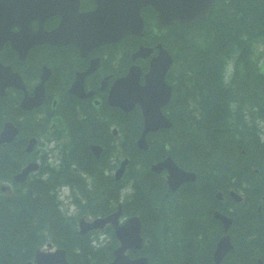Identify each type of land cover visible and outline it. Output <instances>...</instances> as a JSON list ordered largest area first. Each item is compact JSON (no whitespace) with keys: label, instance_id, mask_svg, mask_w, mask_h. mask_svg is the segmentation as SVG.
I'll return each mask as SVG.
<instances>
[{"label":"trees","instance_id":"trees-1","mask_svg":"<svg viewBox=\"0 0 264 264\" xmlns=\"http://www.w3.org/2000/svg\"><path fill=\"white\" fill-rule=\"evenodd\" d=\"M85 1L86 6L93 5L91 0ZM145 17V36L127 39V48L133 51L141 44L162 42L174 57L167 75L174 92L166 109L174 125L170 130L148 135L150 148L161 151L153 155L151 149L142 152L137 148L136 140L143 129L139 108L125 114L108 105L82 106L83 110L109 120V124L103 120L89 123L82 139L78 137L76 117L69 121L72 145L83 144V148H71L72 158L76 159L73 163L78 169H82L80 163L91 165L88 168L93 175L91 188L78 180L79 174L69 166L67 181L62 174L54 183H27L24 192L18 191L17 196L0 195V264H28L36 249L50 241L66 249L73 264L109 263L110 247L96 249L87 236H80L76 228L78 217L68 218L61 212L53 190L60 183L76 189L85 202L81 215H104L114 209L125 180L108 183L103 171L100 172L103 165L99 163L105 159L97 161L89 153L92 142L103 144L107 150L113 145L116 141L110 133L113 123L122 135L119 148L131 158L125 179H132L136 195L132 203L124 202L128 215L144 213L145 209L158 211L163 197L165 210L176 209L179 196L170 195L162 179L159 182L151 179L160 176L150 172V162L163 153L196 171L202 182L209 180L214 190L223 188L218 177L225 173L228 185L244 188L256 196L254 203L264 194V0H213L208 17L186 27L176 22L169 28L160 26L153 30L158 21L148 14ZM5 60L13 61L16 67L20 65L13 56ZM10 102V98L0 97V122L5 113L14 110ZM78 105L70 102L66 111L75 113ZM81 122L85 128V121ZM197 193L189 190L183 195L188 200L199 198ZM198 203L201 205L193 201L191 207H197ZM256 209L254 205L252 210ZM246 222L252 224L247 217ZM200 235L194 229L190 239H198Z\"/></svg>","mask_w":264,"mask_h":264},{"label":"flooded vegetation","instance_id":"flooded-vegetation-1","mask_svg":"<svg viewBox=\"0 0 264 264\" xmlns=\"http://www.w3.org/2000/svg\"><path fill=\"white\" fill-rule=\"evenodd\" d=\"M59 23L60 19L54 15L44 22L43 28L52 31ZM33 28L38 30L39 24L33 23ZM127 44V39H125L114 48L111 45H105L92 51L88 56H82L79 49L74 45L64 47L35 45L29 49L26 58L22 59L20 53L10 47L9 42L5 43L0 51V61L4 65L12 67L13 71L20 75L23 84L22 87H6L3 91L4 97L1 96L2 98H10L14 110L12 108L3 116L0 122V136L7 125L17 129L10 141L0 145L1 196H17L18 191L24 192L27 183H54L56 177L62 174L66 175L67 181L68 168L74 165L73 161L76 160L72 158L71 148H83L82 143L72 145L73 136L69 126L72 116L76 117V128L80 130L78 137L82 139V134L84 133L86 136L88 132V130L86 131L88 124L101 120L94 112L83 110L82 106L105 107L114 81L126 75L135 62L145 73L149 70L152 56L158 53V51H154L151 57L147 55L135 61V50L132 51L127 48ZM121 45L123 48L119 50L117 46ZM7 56L16 58L20 63L19 67H16L13 61L5 60ZM96 59H98V64L94 65V73L85 78L83 94L79 95L77 90L72 91L77 75L88 70ZM43 75L47 77L40 100L37 97V90L42 85ZM90 93L92 95L88 96ZM70 102L79 104L75 107V113L66 111ZM16 103L17 106H15ZM111 118L114 117L111 116ZM81 121H85V128L82 127ZM89 153L95 160H100V155L98 158L94 157L92 144L89 146ZM99 164L104 165L100 167V172L105 173L108 182H113L115 180L114 173L118 169L117 166L110 164L109 161ZM79 166L84 170L82 172L84 176H76L78 180L84 181L86 177L93 178L92 173L88 171L91 165L80 163ZM166 174V171L162 173V175ZM20 175L23 176L19 178ZM197 185L198 183H195L191 187ZM203 185L208 190L213 187L209 180L207 184ZM223 194L225 193L223 192ZM228 195H223V199L219 200L223 206L220 212L234 219L232 225L236 217H239L242 223L233 228L232 235L228 231L232 248L222 259L216 260L215 250L220 238L225 235V231L222 222L217 221L219 227L215 225L214 211L209 209L213 207L214 201L209 202L207 208L199 210L200 216H198L197 210L193 213L195 217L186 219V213L180 211L179 222L186 219V223L191 224V226H199L205 230L198 239L179 244L183 264H264V213L261 206L256 212L248 210L244 214L243 210L240 209L239 215H237ZM241 195V203L244 206L249 205V202L246 201L248 196L246 194ZM144 213H148L147 209ZM245 217L255 218L254 222L247 226ZM219 230L223 234L215 241ZM247 230L253 233L249 244L245 238V231ZM146 232L154 234L147 229ZM186 232L188 233V231ZM50 245L49 248H44V251L55 249L53 246L50 248ZM161 247L157 244H147L144 247L143 255L148 257L150 262H153L154 259L161 263L163 260L162 251L159 250ZM156 252H158L157 255H155ZM131 254L133 258L143 256L142 254ZM29 264H35L34 259Z\"/></svg>","mask_w":264,"mask_h":264},{"label":"water","instance_id":"water-1","mask_svg":"<svg viewBox=\"0 0 264 264\" xmlns=\"http://www.w3.org/2000/svg\"><path fill=\"white\" fill-rule=\"evenodd\" d=\"M97 6L89 12H80L79 0H0V50L9 41L11 47L20 53L22 59L26 58L29 49L35 45L50 44L56 47L75 45L82 56L102 45L120 41L127 35L140 34L143 29L141 9L151 5L158 12L157 18L163 25H171L178 19L183 25H191L207 17L212 7V0H95ZM60 16V24L52 31L43 28L44 22L52 16ZM39 23V29L34 30L32 22ZM19 27L13 32V27ZM160 56L153 58L151 69L146 75V83L141 86L139 80L141 70L137 66L130 69L129 74L118 79L109 94V103L122 108L125 112L132 111L136 105L142 108L144 115V131L138 140L142 149H147L146 135L159 128H170L169 119L163 113L165 106L172 95L171 86L165 81V75L172 64L169 53L158 46ZM151 49L141 48L135 53L134 59L147 56ZM98 59L92 62L90 68L79 73L72 86L79 95L84 92V80L88 73L95 70ZM45 75L42 76V85L37 90V97L41 100ZM20 75L12 71V67L4 66L0 62V95L8 86L22 87ZM92 93L88 94L91 96ZM15 135L14 129L7 125L0 136V144L10 141ZM125 162L119 169L118 176L124 170ZM167 167L170 173L169 183L176 189L182 182L194 180L193 173L179 169L171 158L166 159L154 170L160 172ZM23 175L18 176L19 178ZM17 177V179H18ZM120 213V212H119ZM117 215L106 219H97L93 223L81 221V233L101 228L107 222L116 223ZM120 229V228H119ZM118 229V230H119ZM140 223L137 218L121 227L118 235L122 247L116 253L112 264H139L140 261L130 262L123 255V251L141 241L139 238ZM38 264H69L63 251L51 254L36 255Z\"/></svg>","mask_w":264,"mask_h":264},{"label":"clouds","instance_id":"clouds-1","mask_svg":"<svg viewBox=\"0 0 264 264\" xmlns=\"http://www.w3.org/2000/svg\"><path fill=\"white\" fill-rule=\"evenodd\" d=\"M88 180V188H91V181L90 178H87ZM56 194V198L60 201H63V204L61 205V212H64L66 215H71L75 209V205L71 202V194L69 190V185L66 183H60L57 185V187L53 190ZM64 205H67V209H65Z\"/></svg>","mask_w":264,"mask_h":264},{"label":"rangeland","instance_id":"rangeland-1","mask_svg":"<svg viewBox=\"0 0 264 264\" xmlns=\"http://www.w3.org/2000/svg\"><path fill=\"white\" fill-rule=\"evenodd\" d=\"M262 59H264V58L262 57Z\"/></svg>","mask_w":264,"mask_h":264}]
</instances>
